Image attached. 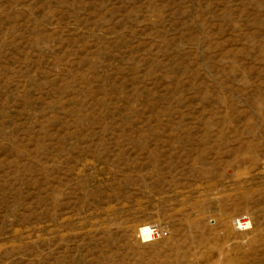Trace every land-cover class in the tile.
Here are the masks:
<instances>
[{"label": "rangeland", "instance_id": "374dc122", "mask_svg": "<svg viewBox=\"0 0 264 264\" xmlns=\"http://www.w3.org/2000/svg\"><path fill=\"white\" fill-rule=\"evenodd\" d=\"M0 264H264V0H0Z\"/></svg>", "mask_w": 264, "mask_h": 264}, {"label": "built area", "instance_id": "2783aa9c", "mask_svg": "<svg viewBox=\"0 0 264 264\" xmlns=\"http://www.w3.org/2000/svg\"><path fill=\"white\" fill-rule=\"evenodd\" d=\"M232 225L236 231L245 232L252 228V221L249 219V217L245 215H241L233 219ZM150 229L151 232L148 235H142V233L139 232L140 239L142 240V242L144 243L152 242L159 238H162L165 235L163 231H161V229H159L155 225H150Z\"/></svg>", "mask_w": 264, "mask_h": 264}, {"label": "bare ground", "instance_id": "6f19581e", "mask_svg": "<svg viewBox=\"0 0 264 264\" xmlns=\"http://www.w3.org/2000/svg\"><path fill=\"white\" fill-rule=\"evenodd\" d=\"M138 230L140 233H142V235H148L151 232L150 225L148 224L141 225Z\"/></svg>", "mask_w": 264, "mask_h": 264}]
</instances>
